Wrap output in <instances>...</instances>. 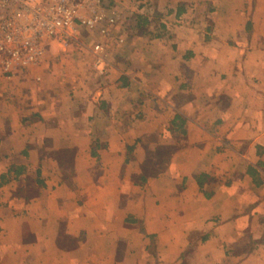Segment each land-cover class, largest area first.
I'll use <instances>...</instances> for the list:
<instances>
[{
    "label": "crops",
    "instance_id": "obj_1",
    "mask_svg": "<svg viewBox=\"0 0 264 264\" xmlns=\"http://www.w3.org/2000/svg\"><path fill=\"white\" fill-rule=\"evenodd\" d=\"M125 2L0 77V264H264V0Z\"/></svg>",
    "mask_w": 264,
    "mask_h": 264
},
{
    "label": "built area",
    "instance_id": "obj_2",
    "mask_svg": "<svg viewBox=\"0 0 264 264\" xmlns=\"http://www.w3.org/2000/svg\"><path fill=\"white\" fill-rule=\"evenodd\" d=\"M125 0H0V77H24L43 64L53 44L63 50L87 34L113 47L125 43ZM94 67L106 65L107 45L93 41ZM106 69L100 70L104 74ZM40 82V79H37Z\"/></svg>",
    "mask_w": 264,
    "mask_h": 264
},
{
    "label": "rangeland",
    "instance_id": "obj_3",
    "mask_svg": "<svg viewBox=\"0 0 264 264\" xmlns=\"http://www.w3.org/2000/svg\"><path fill=\"white\" fill-rule=\"evenodd\" d=\"M92 39H94V38H91V37L89 38L87 34H84L78 39V42L73 43L69 48H67V51H65V52L70 51V52H75L77 54H78V52H84L87 49H90L91 44L93 42ZM51 48H53L55 52H59V54L63 53V51H62L63 49L60 48V46H58L56 44H53L51 46ZM48 50H49V48H48ZM53 56H54L53 58L57 59L56 60L57 63H59V62L60 63L61 62H67V63L69 62L70 64H76L77 63L76 62L77 59L75 58L77 56H73V57L68 56L67 60H65V61L63 59L61 60L60 56H58V55H53ZM44 62H45V60H44Z\"/></svg>",
    "mask_w": 264,
    "mask_h": 264
}]
</instances>
